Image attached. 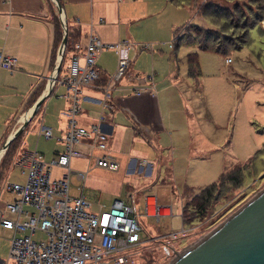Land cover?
I'll use <instances>...</instances> for the list:
<instances>
[{"label":"rangeland","instance_id":"obj_1","mask_svg":"<svg viewBox=\"0 0 264 264\" xmlns=\"http://www.w3.org/2000/svg\"><path fill=\"white\" fill-rule=\"evenodd\" d=\"M180 2L177 3L193 12L188 15L189 20L185 22V25L191 28L180 32L182 38L176 43L172 38L169 43L142 44L145 50L154 53L161 51L163 58L170 62L175 70L178 67L180 73L187 71L188 55L196 58L199 67L197 82L188 77L187 73L184 77L182 74L179 79L180 88L174 89L175 94L172 93L174 90L170 89L160 95L162 116L169 134L160 133L157 137H161L162 146L173 143L176 150L171 154L168 163L172 185L163 181L166 178V172L163 170L160 181L156 184L150 183L148 186L149 178L137 174L127 175L124 162L114 176L108 175L107 169L90 165L83 189V196L92 205L90 208L92 212H97L100 208L102 211H108L114 201H122L135 209L138 221L143 227L141 232L143 244L137 264H171L177 258L174 252L183 254L193 248L264 190V0H180ZM200 10L206 14V20L199 16ZM210 15L214 17H207ZM253 23L259 25L253 26ZM227 25L235 28L229 30L230 27ZM244 25L250 27L246 36L243 35ZM197 29L215 30L210 32V35L213 37L217 35L216 38L223 42V45L225 37L230 39L232 37L230 41L232 44L238 38L245 37L246 40L245 43L239 41L236 48L230 49L227 54L213 50V46L218 47L216 44L203 50L197 37ZM220 30L224 33L219 34ZM222 34H225L224 37ZM202 41L201 39L200 42ZM72 42L73 39L70 40L69 48ZM208 42L212 44V38L208 39ZM169 44L173 49H169ZM110 51H105L101 56L107 55ZM109 60L116 66L113 72H108L112 78L117 71L118 57L117 60L112 58ZM151 65L152 62L149 60V68L143 76L146 78L153 75L155 90L158 92L170 81L162 80L161 71L158 74L153 66V70L151 69ZM8 76L15 77V74L8 72ZM61 77H64L63 72ZM66 91L65 87H59L32 120L36 122L41 113L43 127L49 128L54 138L52 140L39 138L37 135L39 126L37 127L36 123L33 124L36 128L33 130L31 128L24 138L26 150L33 152L36 148L43 154L44 162L47 164L56 157V152H62L63 146L57 139L64 136L61 135L63 122L60 121L59 113L67 106V102L61 98ZM172 96H175L173 102L168 104L165 99L164 103V98ZM81 103L82 111L91 110L86 102ZM4 112L5 108L0 106V132L3 129ZM169 122L172 126H168ZM20 145L22 146V143ZM21 146L18 149L20 152H15V161L26 152ZM165 152L166 150H162V154ZM86 164L84 160L74 159L71 168L76 173L79 171L85 174ZM236 166L242 169L241 186L238 188L233 184H226L217 191L215 193L217 196L211 199L206 213L195 214V218L184 226L185 234L180 233L177 239L173 240L171 236L175 232L171 218L157 222L156 219L146 216V197H156L160 206L171 207L173 216H179L183 204L189 199L182 196L186 188L193 189V194H198L202 189L216 183L222 172ZM21 172L19 166L11 167L5 183L23 185L26 176ZM60 174L61 171L57 167L52 168V180L57 179ZM78 188V181L73 174L70 180V195L79 196ZM147 202L148 206L152 205L149 207L153 208V198H149ZM164 211L161 210V213L164 214ZM33 240L46 242L47 236L37 232ZM9 249L10 239L3 237V233L0 232V260L4 263L9 256Z\"/></svg>","mask_w":264,"mask_h":264},{"label":"crops","instance_id":"obj_2","mask_svg":"<svg viewBox=\"0 0 264 264\" xmlns=\"http://www.w3.org/2000/svg\"><path fill=\"white\" fill-rule=\"evenodd\" d=\"M60 2L67 21L70 39L74 38L84 45L87 43L92 29L94 36L104 45H116L121 41L129 45L130 65L126 75L119 83H112L110 90H107V92L97 85L105 80H108L109 83L111 78L108 72H113L116 67L115 63H110L109 58L117 60L118 56L113 50L105 56H101L105 51L99 54V60L96 63L99 79L92 87L84 88L81 94V101L86 102L91 110H81L77 116V122L80 126H97L101 132L108 136V155L119 164V169L116 172L107 170V174L114 176L125 162L127 175L137 174L140 177L149 178L148 186L150 183L156 184L160 181L159 178L163 170L166 172V178L163 181L172 185L168 163L171 160V154H174L176 150L173 143H170L169 146H162L161 137H157L160 133L169 134V129L162 116L160 95L170 89L180 88V76L183 74L184 77V74L187 73L189 77L188 65L187 71L184 70L183 73H180L178 67L175 70L173 66L171 67L170 62L163 58L161 51L154 53L145 50L142 44L145 42L169 43L172 38L175 41L177 30L187 27L185 22L187 19L189 20L188 15L193 14V12L188 7L175 5L171 0H60ZM176 9H186L187 11ZM55 17L59 18L52 0H0V54L14 57L18 61L14 73L15 77L8 76V72L0 69V100L2 101L0 106L5 108L3 129L0 132L1 148L22 124L32 106L47 90L49 77L56 70L59 48L55 53V28L52 24ZM168 47L173 49L171 44ZM71 48L72 46H70V51ZM70 51L65 55L61 64L60 74L63 72L64 76L69 67ZM149 60L152 62L151 69L153 66L158 74L161 71L162 80L168 79L170 81L168 85L162 86L158 92L155 90L153 75L146 78L143 76L149 68ZM59 87L67 89L65 85L56 83L52 93L43 101L40 108L52 95H55ZM39 88H42V92L33 102L32 96ZM137 89L143 90V93L135 95L134 90ZM68 93L67 89L66 93L61 96L67 102L66 108L59 113L60 121L63 122L61 135H64L67 130L65 111L69 106V100L66 99ZM172 93L175 94V90ZM105 94H107V107L104 108ZM180 97L182 96L180 95ZM165 99L169 104L175 100V96L164 98V103ZM167 113L171 115V113ZM41 119L40 113L36 122H32V119L25 131L18 137L20 141L16 153L21 143V149L23 148L24 152L27 151L24 138L31 128L32 130L36 128V125L33 126L34 123L37 124V127L39 126L38 134L50 130L43 127ZM168 126H172V124L170 123ZM38 137H43L45 140L54 138L46 139L43 135ZM57 140L63 146L60 139ZM63 147L62 152L64 151ZM77 149L85 151L84 148ZM162 150H166V152L162 154ZM34 151H37V149L35 148ZM62 152L58 151L55 155ZM16 153H14V156ZM39 154L43 156V154ZM4 155L0 161H2ZM13 158L6 166L4 177L0 182V211H4L5 205L16 199L14 194L7 192L5 189L8 171L14 166L15 158L14 160ZM74 159L84 160L87 163L85 173L88 175V168L92 164H89L84 158H73L72 161ZM58 169L61 174L54 180L60 179L65 173L63 169ZM21 174L25 175L22 172ZM71 177L72 175L69 180H71ZM76 180L80 187L81 182L77 177ZM137 184L136 186H138ZM143 185L147 186L144 183ZM192 195H196L193 194V189L186 188L182 196L184 199L189 198L188 201H190ZM149 198H153V204L158 205L162 210L171 208L160 206L154 196L146 197V204H148L147 200ZM149 206V211L153 210ZM5 217L8 219L13 218L8 213H5ZM166 218L172 219V227L175 231L180 226H186L182 211L179 216H173L172 214V216H165L161 219ZM0 232L3 233V237L11 238V231L0 227ZM0 264H6V262L0 260Z\"/></svg>","mask_w":264,"mask_h":264},{"label":"built area","instance_id":"obj_3","mask_svg":"<svg viewBox=\"0 0 264 264\" xmlns=\"http://www.w3.org/2000/svg\"><path fill=\"white\" fill-rule=\"evenodd\" d=\"M59 17V16H58ZM69 67L65 76L56 83L68 89L66 99L69 106L65 111L67 130L60 141L64 151L58 153L50 164L44 162L37 151H26L14 162L26 176L23 185L6 184L5 189L16 199L0 211V227L11 231L9 256L6 264H137L143 241L142 225L135 209L122 201H114L108 211H90L92 205L83 196L87 173H76L70 164L73 158H84L96 168L116 172L119 164L108 155V136L97 126L85 128L77 122L80 114L81 94L84 88L92 87L99 79L96 61L100 53L113 50L118 56V67L114 76L104 88L110 90L112 83H119L126 75L130 61L129 45L119 42L104 45L94 36L93 30L86 44L74 41L71 44ZM17 59L0 54V69L13 74L17 69ZM143 90H134L140 95ZM105 102V103H104ZM103 107H107V94ZM51 139L52 133L43 134ZM77 148H84L80 151ZM65 171L58 180H52V168ZM75 174L82 183L79 196L70 195V176ZM162 208L153 206L152 213L145 203L147 217L160 222L162 217L172 216L161 213ZM5 213L13 216L5 217ZM180 226L171 234L173 240L185 234ZM37 232L46 234V242L33 240Z\"/></svg>","mask_w":264,"mask_h":264},{"label":"water","instance_id":"obj_4","mask_svg":"<svg viewBox=\"0 0 264 264\" xmlns=\"http://www.w3.org/2000/svg\"><path fill=\"white\" fill-rule=\"evenodd\" d=\"M62 27V41L58 50V65L49 77V86L26 114L22 124L0 149V159L10 144L25 131L43 101L50 96L61 72L67 44L68 25L60 0H52ZM171 264H264V190L218 226L205 239Z\"/></svg>","mask_w":264,"mask_h":264},{"label":"trees","instance_id":"obj_5","mask_svg":"<svg viewBox=\"0 0 264 264\" xmlns=\"http://www.w3.org/2000/svg\"><path fill=\"white\" fill-rule=\"evenodd\" d=\"M171 2L177 6H183V5H179L177 3V2H180V0H171ZM199 16H201L204 20H206L205 19L206 14L202 13L201 10H200ZM207 17H214V16L210 15ZM223 22H221V23H223ZM52 24L55 28L54 49H55V53H56L57 49L59 47V44L61 42L62 36H63L62 35V27H61V23L59 21V18H57V17L53 18ZM254 25H259V23H256V24L253 23V26ZM228 27H230L229 30H231L232 28L233 29L235 28L233 26H228ZM188 28H191V27L187 26L186 28H180L177 30V32H176L177 38H176L175 43L182 38V35L180 34V32L182 30L188 29ZM249 28L250 27L248 25H246L244 27V34L243 35L246 36V32ZM215 30H217V28ZM215 30H211V29H207V30L200 29V30H198L197 29V37L199 38V43L201 44V48L203 50L209 49L210 45L216 44V45H218V47L213 46L212 47L213 50H215L217 53L227 54V51H229L230 49L236 48V44L240 43L239 41H241V43H245V40H246L245 37L241 38V39L238 38L234 44L230 43V41L233 39L232 37H231V39L225 37L224 40H226V41H224L225 44L223 45V42H220V40L216 38L217 35H215V37L210 35V32H213ZM220 33H224V32L222 30H220L219 34ZM224 35L225 34H222L223 37H224ZM69 37H70V33L68 32V36H67L68 39H67V44H66V48L64 51V57L70 51L69 43H70L71 39ZM210 38H212V44H208L209 43L208 39L210 40ZM201 39L203 40L202 42H200ZM218 40H219V42H218ZM74 41H76V39L73 38V42ZM187 65H188L189 77L196 80L199 77V67H198V63L196 62V58L194 56L188 55ZM60 75H59V78H60ZM107 83H108V80H105V81L100 82V84H98L97 86H99L101 89H104L106 87ZM41 92H42V88H39L34 93V95L32 96L33 102H34V100H36L39 97ZM19 141H20V138H17L15 141H13L10 144L9 148L7 149L5 155L2 159V161H0V182L2 181V178L4 177V171H5L6 166L9 164L11 158H13L14 153L17 150ZM241 173H242V169L239 168L238 166H236V167H234V169L232 168L228 171L225 170L220 175V179L216 183H213L212 185L207 186L206 188L202 189L198 194L192 195L190 197V201H187L184 204V206L182 207V216H183V221H184L185 225H186V223H189L192 218L193 219L195 218V214L206 213V209L210 206L211 199H214L217 196V195L215 196V193L217 191H219L222 187H224L226 184H233L234 186H237L239 188L241 186V180H242V178H241L242 174ZM187 194H188V192H187Z\"/></svg>","mask_w":264,"mask_h":264},{"label":"bare ground","instance_id":"obj_6","mask_svg":"<svg viewBox=\"0 0 264 264\" xmlns=\"http://www.w3.org/2000/svg\"><path fill=\"white\" fill-rule=\"evenodd\" d=\"M151 201H152V199H151ZM151 201H150V202H151ZM164 213H166V214H167V212H165V211H164Z\"/></svg>","mask_w":264,"mask_h":264}]
</instances>
